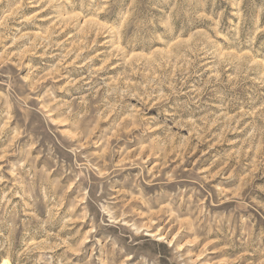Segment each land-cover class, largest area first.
<instances>
[{
	"label": "rangeland",
	"instance_id": "374dc122",
	"mask_svg": "<svg viewBox=\"0 0 264 264\" xmlns=\"http://www.w3.org/2000/svg\"><path fill=\"white\" fill-rule=\"evenodd\" d=\"M0 264H264V0H0Z\"/></svg>",
	"mask_w": 264,
	"mask_h": 264
}]
</instances>
